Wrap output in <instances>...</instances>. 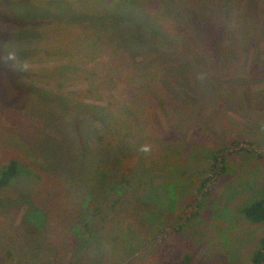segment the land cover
Masks as SVG:
<instances>
[{
  "label": "rangeland",
  "instance_id": "374dc122",
  "mask_svg": "<svg viewBox=\"0 0 264 264\" xmlns=\"http://www.w3.org/2000/svg\"><path fill=\"white\" fill-rule=\"evenodd\" d=\"M111 1L0 0V264H251L264 0H124L155 34Z\"/></svg>",
  "mask_w": 264,
  "mask_h": 264
},
{
  "label": "trees",
  "instance_id": "16d2710c",
  "mask_svg": "<svg viewBox=\"0 0 264 264\" xmlns=\"http://www.w3.org/2000/svg\"><path fill=\"white\" fill-rule=\"evenodd\" d=\"M76 1H80L82 3H85L88 0H86L85 2L83 0H76ZM89 1L90 2H88V3H90V5L93 4V6H96V7L97 6L100 7L103 5L102 0L101 1L93 0L96 2H91L92 0H89ZM124 2L126 3V5L123 4ZM128 2L129 1H124V0H112L110 3H112L111 5L114 4L113 9H112V6L110 4H107L105 6V11L101 10L102 12H105L107 14H106V16L101 17L100 20H102L103 22H109L112 24L120 23V22L128 23V22L132 21V22H136L135 24H138L140 27L143 26L145 28H149L151 31L153 30L154 31L153 34H155V32L160 33L159 32V30L161 28L160 25L159 26L155 25L156 22L153 20L150 21L149 20L150 18L148 16H146L144 14H139L138 12L141 11V10H139V5L133 4L132 1H130V3H128ZM39 11H40V9H39ZM158 23H159V21H158ZM148 33H150V32H148ZM123 38H124V36H123ZM123 38L120 41H122ZM130 39H131V37H130ZM91 108H94L96 111H99V112H101L105 109L102 106H97V105H91ZM95 119L101 123L100 127L96 126L97 132H102V131H104L103 129H106V126L104 124L105 120H106V125L110 128V131H108L106 129L105 134L100 135V137L97 136V142L98 143L99 142L101 143V140L104 137L106 138L108 134H115V132H117L118 127L117 126H111L112 124L110 121V117H109V115H106L105 112L98 114V117H96ZM102 125L104 127H102ZM127 134L128 133L125 131V132H123L121 137H120V135H118V137L123 139V137L127 136ZM122 139H121V142H122L121 144H123V145H121V147L124 148V145L126 143H124ZM104 149H106V148H103V150ZM224 150H225L224 148H221V149H218L217 151H215V153L213 152V154H211L212 158L214 160V163L218 161V153L222 152ZM105 156L106 155L103 154V155H100L99 158H106ZM0 167H1L0 168V187L7 186L9 184V182L15 176H17L19 174L20 171H21V173L24 171L23 170L24 165H21L15 159H10L5 164H2ZM100 167H104V166L102 164L98 163L97 168H100ZM205 180H206V178L202 181V184L205 183ZM245 214L248 218H250L251 220H253L255 222H264V201L263 200L255 201L253 204H251L250 206H248L245 209ZM259 243H260V246H259L258 250L254 253L252 260H251V264H262L264 262V234L260 238ZM190 260H191L190 255H185L181 259L180 264H189Z\"/></svg>",
  "mask_w": 264,
  "mask_h": 264
}]
</instances>
